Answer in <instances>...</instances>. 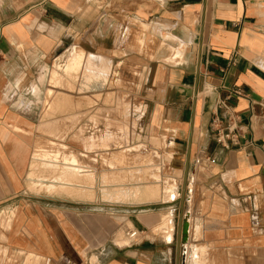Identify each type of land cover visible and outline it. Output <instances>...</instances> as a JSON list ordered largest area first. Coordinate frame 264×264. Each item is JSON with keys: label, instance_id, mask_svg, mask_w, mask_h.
Returning <instances> with one entry per match:
<instances>
[{"label": "crops", "instance_id": "obj_1", "mask_svg": "<svg viewBox=\"0 0 264 264\" xmlns=\"http://www.w3.org/2000/svg\"><path fill=\"white\" fill-rule=\"evenodd\" d=\"M80 56L81 69L69 71ZM136 72L151 96V122L167 133L149 137V150L159 148L149 154L163 163L148 155L142 162L152 165L144 181H158L160 197L89 201L31 187L36 146L57 140L63 128L65 144L78 145L72 113L98 105L88 97L100 95L104 76ZM90 73L102 77L81 88ZM79 95L87 97L80 109ZM57 98L65 101L60 108ZM231 113L238 144L227 146L211 121L218 117L229 131ZM140 138L146 144L143 132ZM83 148L65 155L87 160ZM188 155L182 264H264V0H0V264H172ZM131 170L132 186L139 174ZM90 202H97L92 213ZM121 206L126 218L104 210ZM145 206L153 210L138 217Z\"/></svg>", "mask_w": 264, "mask_h": 264}, {"label": "rangeland", "instance_id": "obj_2", "mask_svg": "<svg viewBox=\"0 0 264 264\" xmlns=\"http://www.w3.org/2000/svg\"><path fill=\"white\" fill-rule=\"evenodd\" d=\"M80 63L81 56L79 58L72 57L68 62L67 68L69 71H74L76 69L80 70ZM90 65L91 61L88 57L82 68L86 69ZM136 73V77L130 74L132 78L128 73H115L113 76H110L108 81L106 76H104L102 82L107 83L103 86V89L99 90L100 95L98 97L95 96L94 102H92L93 99H91V97H88L89 106L92 104L98 105L94 107L90 106L88 111L80 110L72 113L73 118L69 124H71L72 127L74 140L80 142L78 145L71 147L65 144L64 139L66 135H64L65 131L63 128L61 132L58 133L57 140L46 141L36 146L37 148L34 155H32L29 170V172L32 171L34 174H28L31 187H46L48 190L56 193H67L79 199L89 201L128 202L131 196L137 199L153 196L154 200L160 197L161 188L158 185V181L152 183L144 181L145 174L148 172V169H145V167H151L152 165L148 163L142 164V162H144L148 155L150 158H153L152 162L158 163L159 165L163 163L159 158H156L155 154H149L152 150L157 151V149H159L158 147H153L152 150H149V147L154 146V144L149 141V137H161L167 133L164 132L160 121L156 123L151 122V117L154 114L149 104L151 96L144 95L143 84L145 82L140 79L139 73ZM101 77L102 76L97 77L90 73L88 77L85 78V75L82 74L83 79L81 81V88L90 89L91 84L95 81H99ZM96 89L98 88L94 87L95 91ZM49 93L51 94L52 91ZM86 100L87 97L83 95H79L78 98H73V101L79 102L78 109H80V105L87 104ZM55 102L57 105L56 108H60L61 105L65 104L62 98H57ZM146 102L148 104V109H145L144 105L142 106V103ZM136 107L140 108L128 112V110ZM44 114L45 117H48L53 113L48 111ZM141 115L145 117L138 119ZM62 123L66 125V123ZM42 125H49V123L43 122ZM139 126L143 127V131ZM142 132L143 140L146 141L147 147L145 143L141 142L140 136H142ZM147 141L150 143L148 144ZM151 141H153L155 145L160 144L159 140L157 142L156 138H151ZM81 144L84 146L82 149L83 153H89V159L80 160L76 155H65L66 152H78L82 147ZM162 144L163 143H161V145ZM99 151L105 152V159L96 158V152ZM164 151L171 152V148L166 146ZM109 153H113L112 156L108 155ZM168 163L169 162L164 161L165 165H163L164 168L169 166L171 172L172 164L169 163L168 165ZM113 168H119L121 172L116 174L117 171H114L115 173H113ZM131 169L135 170L136 174H139L137 176V183L132 184V186L126 183L128 179L126 172L129 170L128 173H130ZM132 170L131 172L133 173ZM156 170L157 169H155V171ZM169 170L163 171L166 175L163 177L166 182L170 179L168 178L170 176H167L169 175ZM150 171L146 179L153 180L154 177ZM72 178L80 182L79 185L82 186L81 189H78L75 184L71 183ZM47 179H52L51 181L53 183L44 184ZM168 181L171 182L170 180ZM181 187L182 186H180V188ZM148 190L155 195H151ZM171 190H173L172 195L170 194ZM58 195L62 197L68 196L66 194ZM177 196L178 192L175 190V187H171L169 189V197L177 198ZM96 204L97 202L89 203L90 213H92L91 211L94 209L96 210ZM104 210H106V213H115V215L118 216L121 215V218H126L128 216V209L124 206L115 207L114 209L104 207ZM150 210L153 209L149 206L138 208L139 213L140 211L142 212L138 217L144 218L146 212ZM160 210L159 207H155L154 209V211ZM143 223L145 222L143 221ZM127 226H129L128 223L125 224L124 222L121 228ZM121 231L122 233L120 235L125 237V229ZM143 237L144 234L137 236L136 239L140 241ZM175 253L176 251L174 250L172 264H176Z\"/></svg>", "mask_w": 264, "mask_h": 264}, {"label": "water", "instance_id": "obj_3", "mask_svg": "<svg viewBox=\"0 0 264 264\" xmlns=\"http://www.w3.org/2000/svg\"><path fill=\"white\" fill-rule=\"evenodd\" d=\"M201 55H202V43H200V49H199L198 73L200 71ZM189 167H190V155H188L186 162L185 177H184V183H183L181 199H180V212H179L177 248H176V264H182L183 252H184L183 246L188 240L189 223L185 214V202H186V188H187Z\"/></svg>", "mask_w": 264, "mask_h": 264}, {"label": "built area", "instance_id": "obj_4", "mask_svg": "<svg viewBox=\"0 0 264 264\" xmlns=\"http://www.w3.org/2000/svg\"><path fill=\"white\" fill-rule=\"evenodd\" d=\"M238 94H241L240 91H237ZM229 120L231 124V128L229 131H225L221 126H220V120L218 117H214L211 121L212 129L215 134V139L217 140L218 143L222 145H231V144H238V135L235 132L236 131V117L231 113L229 115Z\"/></svg>", "mask_w": 264, "mask_h": 264}, {"label": "bare ground", "instance_id": "obj_5", "mask_svg": "<svg viewBox=\"0 0 264 264\" xmlns=\"http://www.w3.org/2000/svg\"><path fill=\"white\" fill-rule=\"evenodd\" d=\"M47 176H48V175H47ZM51 180H52V179H51ZM51 180H50V179H47V181L45 180L44 184H52L53 182H52ZM71 183L75 184V186H76L78 189H81V187H82V186L79 185L80 182H77V180H75V179H73V178L71 179ZM55 184H56V183H55ZM172 192H173V190H171V193H170L171 195H172ZM172 198H173V197H172ZM163 219H164V218H163ZM169 223H170V222H169V219H167L166 222H165V224H164V225H165L164 227H165L166 229L168 228V229L171 230V229H172V224H169ZM164 227H163V228H164ZM164 230H165V229H164ZM165 233H166V232H165ZM168 235H172L171 231L168 232V233L166 234V236H168ZM164 238H165V237H164ZM166 238H167V237H166Z\"/></svg>", "mask_w": 264, "mask_h": 264}]
</instances>
